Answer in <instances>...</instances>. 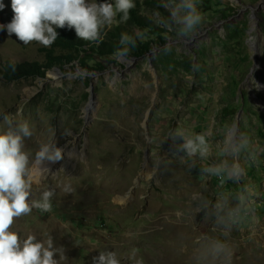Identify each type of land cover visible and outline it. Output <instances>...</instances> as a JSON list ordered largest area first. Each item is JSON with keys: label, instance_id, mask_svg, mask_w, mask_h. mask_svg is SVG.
I'll return each instance as SVG.
<instances>
[{"label": "rangeland", "instance_id": "1", "mask_svg": "<svg viewBox=\"0 0 264 264\" xmlns=\"http://www.w3.org/2000/svg\"><path fill=\"white\" fill-rule=\"evenodd\" d=\"M3 3L0 24H7L13 18L11 0ZM160 3L135 0L139 13L162 29L159 33L141 30L130 20L103 30L104 37L112 30H121L119 38L122 33L136 37L146 33V40L154 44L149 53L137 58L118 60L115 52L93 54L60 67L48 61L60 54L59 49L35 42L24 45L6 30L0 31V112L9 114L13 124L29 122L33 137L24 143L38 146L55 139L66 154L51 177L56 178L60 170L82 174L86 196L113 202L125 199L118 206L134 203L122 218L98 208L100 204L63 207L52 201V212L33 209L21 217L22 222L54 215L63 223L67 230L58 232L54 242L66 249L68 264H93L100 251H115L121 264H135L136 259L143 264H166L154 245L134 235L149 215L153 220L167 217L170 226L188 230L194 254L202 256L211 241L219 239L234 253L232 264H264V109L246 86L254 65L251 42L256 40L262 55L254 85L258 79L264 83V0H199L204 20L188 37L155 22L161 14L168 16ZM97 61L103 63V70L95 68ZM9 62L43 67L45 76L11 80L6 69ZM256 91L264 100V93ZM90 102L96 113L86 125ZM233 124L239 129L237 142L243 136L248 143L228 154L225 138ZM6 127L0 119V131ZM177 127L187 128L189 135L204 133L210 154L201 158L177 152L181 141L174 144L168 139L169 131ZM65 129L70 136L62 135ZM92 162L94 169L84 172ZM222 162L228 167L238 162L244 174L235 180L203 171ZM110 166L124 175L132 171L125 191L112 192L99 184L101 177L96 175ZM48 180L47 176L34 185V199L47 190ZM160 208L170 209L169 215ZM133 249L136 257L129 259Z\"/></svg>", "mask_w": 264, "mask_h": 264}, {"label": "clouds", "instance_id": "2", "mask_svg": "<svg viewBox=\"0 0 264 264\" xmlns=\"http://www.w3.org/2000/svg\"><path fill=\"white\" fill-rule=\"evenodd\" d=\"M198 3L199 0H161L160 7L168 12V16L161 14L155 22L165 28L174 27L179 36H191L204 20ZM4 7L3 0H0V10ZM135 7V0H11L13 18L10 23L0 24V31L6 30L9 37L14 35L24 45L35 42L50 47L58 37L55 29L68 28L74 29L78 39L98 45L102 41V30L127 22ZM147 38L144 32L139 37L122 33L114 58H127L136 47L137 39ZM0 119L7 125L6 129L0 131V264H68L66 249L62 245L56 246L50 234L44 233V238L29 234L22 240L16 231L11 230L17 219L30 215L33 209L42 214L52 212L55 190H44L39 199H34L33 187L47 177L51 165L64 158L65 149L58 146L55 139H50L39 142L33 155L25 149L24 143L33 137L29 122L24 120L13 124L12 117L4 112H0ZM229 127L233 131L226 135L224 151L233 154L247 144L248 139L241 136L237 142L238 127L234 124ZM62 135L70 136L71 131L65 129ZM168 139L174 144L181 141L176 151L186 153L188 157L199 155L206 158L210 154L204 133L189 135L187 128L177 127L169 131ZM203 171L223 174L235 180L244 174L238 162L231 167L222 162ZM61 190L65 194L74 191L70 183H65ZM136 254L137 251L133 249L128 258L134 259ZM233 255L226 241L219 239L212 240L202 253L205 260L211 258L212 264L217 261L219 264H232ZM92 259L93 264H121L115 251H100ZM135 264H143V260L136 259Z\"/></svg>", "mask_w": 264, "mask_h": 264}, {"label": "bare ground", "instance_id": "3", "mask_svg": "<svg viewBox=\"0 0 264 264\" xmlns=\"http://www.w3.org/2000/svg\"><path fill=\"white\" fill-rule=\"evenodd\" d=\"M256 9L254 11H256ZM254 42L257 43L256 48L254 47V44H251L254 65L250 75L247 78L246 86L250 88L253 99L260 103L264 109V100H262V98L256 91L258 90L264 93V83L258 79L257 86L259 87L254 85L257 74L260 72V58L262 55L260 41L256 40ZM95 113V108L93 107L92 102H90L87 107L86 125L90 123L92 114ZM25 146H28L26 150L30 151V153L33 155L38 147L37 145H30L27 143H25ZM60 162L61 161L51 165V171L55 169L58 164H60ZM93 165L94 163L92 162L91 164H88V167H84V172H88L89 169H94ZM146 170L149 171L148 166H146ZM51 171L47 175L50 180L45 183V186L47 189L55 190V195L53 196L52 201L59 203L63 207L69 206L73 203L91 202L93 205L100 204L98 205L100 206L98 208L108 209L118 215H122V218L128 215L134 207V203L127 204L125 206H118L120 204H123L125 200L122 197L117 198V202H113L107 198L93 199L89 196H86V193L83 192L85 178L82 174H68L65 170H60L58 176L56 178H53L50 176ZM147 175L148 173L146 174V176ZM96 176L98 179L99 177H101V181L99 183L100 185H104L106 189H109L112 192H120L125 191L128 188L133 174L131 171L130 174L124 175L122 172H119L115 170L114 167L110 166L104 168L103 173H99ZM65 183H70L72 188L74 189L71 194H65L61 190L62 186ZM159 211H164L163 213L167 215H169L170 213V209L160 208ZM53 216L54 215H51L50 217L36 216L33 220H31V222L26 224H23L22 219L19 218L14 222L11 230L16 231L20 235L22 240L29 234H34L38 238H44V233H48L53 238H55L58 232H63L66 227L63 223L55 220ZM146 219L147 222H144L135 229L134 235L136 236L137 240L143 239L145 240V242L154 245V248H156L155 250L157 252V256L160 259L162 258V260L164 259L163 261L166 264L171 263V261L176 264H209L210 262H212L211 260L203 262L202 259L204 258L202 256H200L199 254H194L195 250L192 249L194 242L192 235L188 230L182 232L180 229H176V227L170 226L169 224H167V217L157 218L153 220V217L149 215Z\"/></svg>", "mask_w": 264, "mask_h": 264}, {"label": "trees", "instance_id": "4", "mask_svg": "<svg viewBox=\"0 0 264 264\" xmlns=\"http://www.w3.org/2000/svg\"><path fill=\"white\" fill-rule=\"evenodd\" d=\"M149 4V2H148ZM130 22L134 24L137 28L144 30L150 29L153 30L154 33H159L162 31L161 28L156 27L155 23L147 18L146 16L139 13L137 7L131 10L130 12ZM55 27V26H54ZM156 28V29H154ZM58 33L57 40L51 45L52 50L59 49L60 54L52 55L48 61L51 64L63 66L65 63H72L76 59L79 60H87L93 58V54H97L100 57L104 56L108 53L115 52L119 47V31H108L104 37L102 30V41L97 45L95 43H89L77 38L74 29L68 28H56ZM160 40V37H158ZM157 43H163L162 41H158ZM154 44L153 40H144L137 41L136 47L131 50L128 57H141L152 49ZM13 64L15 65L13 68ZM83 68L89 69L88 65H82ZM95 68L98 70H103V63L96 62ZM7 72L11 78V80H16L24 76H32V75H41L45 76V71L43 67H39L36 65H20L17 63L9 62L6 65Z\"/></svg>", "mask_w": 264, "mask_h": 264}, {"label": "water", "instance_id": "5", "mask_svg": "<svg viewBox=\"0 0 264 264\" xmlns=\"http://www.w3.org/2000/svg\"><path fill=\"white\" fill-rule=\"evenodd\" d=\"M233 19H230L229 21H232ZM251 44H254V47L256 48L257 47V43L256 42H251Z\"/></svg>", "mask_w": 264, "mask_h": 264}]
</instances>
